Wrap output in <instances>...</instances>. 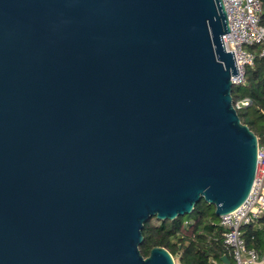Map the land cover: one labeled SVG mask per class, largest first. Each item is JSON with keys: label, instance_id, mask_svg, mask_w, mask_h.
<instances>
[{"label": "water", "instance_id": "1", "mask_svg": "<svg viewBox=\"0 0 264 264\" xmlns=\"http://www.w3.org/2000/svg\"><path fill=\"white\" fill-rule=\"evenodd\" d=\"M228 33L223 0H0V264H175L146 222L246 201Z\"/></svg>", "mask_w": 264, "mask_h": 264}, {"label": "trees", "instance_id": "2", "mask_svg": "<svg viewBox=\"0 0 264 264\" xmlns=\"http://www.w3.org/2000/svg\"><path fill=\"white\" fill-rule=\"evenodd\" d=\"M260 23L264 27V0ZM264 44L245 47L254 56V63L246 67L245 83L233 88V102L250 99L252 105L238 111L246 125L264 147ZM215 214V207L201 201L190 215L174 221H160L153 217L145 223L141 254L147 258L152 249L164 248L179 264H221L223 257L232 263L230 251L224 244L225 229ZM243 237L249 249L264 255V218L244 227Z\"/></svg>", "mask_w": 264, "mask_h": 264}, {"label": "built area", "instance_id": "3", "mask_svg": "<svg viewBox=\"0 0 264 264\" xmlns=\"http://www.w3.org/2000/svg\"><path fill=\"white\" fill-rule=\"evenodd\" d=\"M229 21L230 33L223 36L228 52H234L239 75L232 77L235 86L245 83L246 67L253 65L254 56L245 47L264 44V27L260 23L261 0H223ZM261 56H264V49ZM252 105L250 99L234 103L238 112ZM264 218V147L258 146L257 172L252 190L246 201L235 211L222 216L221 226L225 229L224 244L230 251L231 264L264 263L255 249H249L243 237L244 227ZM225 264V263H221Z\"/></svg>", "mask_w": 264, "mask_h": 264}, {"label": "rangeland", "instance_id": "4", "mask_svg": "<svg viewBox=\"0 0 264 264\" xmlns=\"http://www.w3.org/2000/svg\"><path fill=\"white\" fill-rule=\"evenodd\" d=\"M174 261H175V264H179V262H178V260H177V259H174Z\"/></svg>", "mask_w": 264, "mask_h": 264}, {"label": "crops", "instance_id": "5", "mask_svg": "<svg viewBox=\"0 0 264 264\" xmlns=\"http://www.w3.org/2000/svg\"><path fill=\"white\" fill-rule=\"evenodd\" d=\"M256 264H264L263 262H258V263H256Z\"/></svg>", "mask_w": 264, "mask_h": 264}]
</instances>
